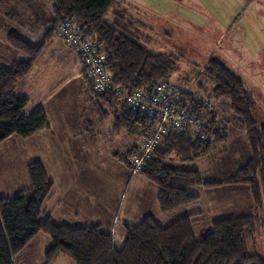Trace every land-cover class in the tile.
<instances>
[{
	"label": "trees",
	"instance_id": "1",
	"mask_svg": "<svg viewBox=\"0 0 264 264\" xmlns=\"http://www.w3.org/2000/svg\"><path fill=\"white\" fill-rule=\"evenodd\" d=\"M171 1L179 4L182 0ZM113 7V0H53L52 18L41 33L39 46H31L16 36L8 38L9 47L26 60L6 67L0 61V144L9 137L28 139L48 127L41 109L25 114L28 101L16 96L14 89L29 74L43 47L54 36L75 54L59 37L60 25L69 22L98 47L113 87L127 94L138 89L154 90L158 84L169 85L174 90L170 102L176 110L192 117L197 132L204 135V140L199 141L188 134L170 132L144 160L137 175L157 189L159 213L169 215L193 206L198 199L193 189L197 187L221 186L248 198L252 213L211 223L198 217H181L164 227L146 216L137 225L123 224L124 240L116 249L112 236L100 227H69L45 217L44 204L52 194L53 183L41 164L33 162L26 167L28 187L12 197H0V264H15L19 254L39 234L51 239L43 256L44 264H51L59 256L68 257L74 264H264V259L256 254L255 244L260 228L258 217L264 209V124L254 119L251 95L239 78L212 58L202 66L203 77L211 85L208 92L201 90L205 98L174 87L171 76L177 72L180 59L173 54L148 52L142 45L147 38L139 31L145 26L126 20L119 12L109 18ZM106 18H109L107 22ZM81 67L79 77L84 98L100 119L111 115L110 133L118 135L123 131L139 141L124 156H113L130 169L131 158L138 155L155 122L147 114L134 113L109 93L95 95L82 64ZM218 99L228 101L231 113L244 131L249 160L232 176L212 182L202 180L196 164L211 160L217 149L219 155L225 152L224 128L207 102ZM205 102L208 106H204ZM130 175L133 178L131 172ZM200 225L206 230L197 235L196 228Z\"/></svg>",
	"mask_w": 264,
	"mask_h": 264
},
{
	"label": "rangeland",
	"instance_id": "2",
	"mask_svg": "<svg viewBox=\"0 0 264 264\" xmlns=\"http://www.w3.org/2000/svg\"><path fill=\"white\" fill-rule=\"evenodd\" d=\"M113 1L114 7L108 17L119 12L126 20L138 21L144 25L139 31L147 38L142 45L148 52L173 54L180 59L177 72L171 76L174 87L205 98V93L201 90L208 92L211 85L203 77L202 66L212 58L242 81L254 102V119L259 124H264V0L251 3L242 0H182L179 4L171 0ZM52 2L53 0H0L1 59L7 60L5 53L11 51L15 59L11 57L10 61L16 60L12 65L18 64L16 57L21 56L26 60L24 55L7 44L8 38L12 36L21 37L31 46H39L41 33L52 18ZM109 18L105 19L106 22ZM56 44L63 48L67 57L64 58V66L57 63L55 58H50V64L55 65L49 72L48 79L52 77L57 82L59 77L64 76V80L70 81L68 85L64 83L61 92L55 93L60 92L49 106L58 104L59 101L56 100L62 96L69 97L61 106L69 114L64 119V133L59 137L64 148L62 153H73V158L59 160L57 177L64 174L66 179L62 182L57 180V195L52 201V190L51 196L46 200L52 202L48 204L45 217L50 216L54 223L69 227H100L114 238V246L119 249L124 240L123 224L137 225L146 216L152 217L164 227L181 217H198L200 221L211 223L219 219L251 215L250 200L231 193L227 186L216 189L197 187L193 189V194L198 197L193 206L161 215L156 203L157 189L137 174L132 178L129 167L125 168L113 157L124 156L126 150L139 144V141L126 136L123 131L118 135L110 133L111 115L100 119L92 104L85 98L83 102L78 67L75 66L72 52L54 36L49 46H46L44 55L48 53L49 47L55 48ZM12 65L9 62L1 66ZM61 66L64 68L62 74H54ZM74 75L79 77L78 81L72 80ZM207 102L224 128L225 152L219 155L217 149L212 153L211 160L198 162L196 166L202 180L222 181L232 176L249 160V152L244 131L231 113L228 101L218 99ZM49 116L51 118L50 113ZM35 140L37 139L31 142L9 137L0 144V197H12L28 187L26 167L38 162L34 160L42 162L43 165L39 163L44 172L48 171L44 148L47 146L46 142L32 144ZM31 152L35 159L30 157ZM64 185H67L65 188L69 193L74 191L71 199L65 198ZM59 201L62 202L60 207L56 205ZM88 201L97 204V207L99 204L100 210L92 215V210L87 206ZM107 208H117L113 219L109 218V211H104ZM73 213L78 215L75 217ZM258 225L260 228L255 237L256 254L264 259V209L259 214ZM205 230L200 225L196 228V234L200 235ZM30 242L33 244L19 254L15 264H44L43 256L51 245V239L39 234ZM48 243L49 247H46ZM57 258L61 259L60 262ZM57 258L51 264H74L66 256Z\"/></svg>",
	"mask_w": 264,
	"mask_h": 264
},
{
	"label": "built area",
	"instance_id": "3",
	"mask_svg": "<svg viewBox=\"0 0 264 264\" xmlns=\"http://www.w3.org/2000/svg\"><path fill=\"white\" fill-rule=\"evenodd\" d=\"M59 37L79 57L95 95L109 93L114 100L128 105L134 113L147 114L155 122L154 128L141 143L138 155L131 158V174L135 175L141 170L152 149L170 132L188 134L199 141L204 140V135L198 133L194 127V119L176 110L173 102H170L174 92L172 87L158 84L154 90L138 89L125 94L123 90L111 85V77L105 69V60L98 47L88 37H82L74 24L65 22L60 25ZM204 106H208V103L205 102Z\"/></svg>",
	"mask_w": 264,
	"mask_h": 264
},
{
	"label": "crops",
	"instance_id": "4",
	"mask_svg": "<svg viewBox=\"0 0 264 264\" xmlns=\"http://www.w3.org/2000/svg\"><path fill=\"white\" fill-rule=\"evenodd\" d=\"M50 42H48L43 47L39 57L34 62L29 74L23 80H21L20 82H18L16 84L15 89H14V94L16 96H20V97L27 99L28 105H27V108L25 110L26 115H29L35 109H41L47 118L48 127L45 130L39 132L38 134H36V135H34L28 139H25V140H30L32 142V140H34L36 138L37 140H35L32 144H34L35 142H40V141H42L43 143L46 142L47 146H44V148H45L46 156H47L46 161H47L48 171L45 170L46 171L45 173H46V176L49 178V180H51L53 182V197H52L53 199L51 198V200L53 201L57 195V191L55 189V188H57V184H56L57 180L62 182L63 179H66V176L64 174L59 175L57 177L58 171H59V166H60L59 160L61 158H62V160L66 159V158H73V153H69V154H65V152L62 153L64 148L62 145L61 138L59 137L60 135H62L64 133V127H63V126H65V124H64L65 120L64 119H65V116L66 115L68 116V114H69L68 111L66 110V112H65V110H63V107H61V106H63L64 101L66 102L69 97L68 96H62V98L56 100V101H59L58 104H55L53 106H49V103L52 102L54 100V98L57 95H59V93L61 92L60 89L64 85V83H66L68 85L69 81H70L69 79L64 80L63 79L64 76L62 78L59 77L57 82H54L52 80V77L48 79V75L50 74L49 72L53 69V67L55 65V64H50L51 63L50 58H55L57 60V63H59V64L61 63L64 66V64H65L64 58L67 57V54L60 45L56 44L55 48L53 46L49 47L48 53L46 55H44L45 54L44 50H45L47 45L49 46ZM60 43L62 44L61 41H60ZM72 54L75 56L73 59H74L75 66L78 67V69H77L78 74L77 75L79 76V73H80L82 67H81V64H80L77 56L73 52H72ZM5 55L7 56L8 61L6 59L4 60V59L0 58V61L2 64H7V63L11 62V65H12L15 63V61H16V60H14L15 55H13L11 53V51H8V53H5ZM11 57H14V59H12V61H10ZM16 59H17L18 63L25 61L24 59L21 58V56L18 58L16 57ZM63 66L59 67L60 68L59 70L61 72L59 70H57V71H55L54 74L60 76L64 70ZM77 75H74L72 77V80L78 81L79 77ZM81 86H83V85L81 84ZM82 90H83V87H82ZM57 91H60V92L55 94ZM82 93H83V91H82ZM83 102H84V95H83ZM49 113L51 115V118L49 116ZM62 118H63V120H62ZM80 123H81V120H80ZM74 133H73V136L75 135ZM73 145H75V144H73ZM31 154H32V156H30V157L35 159L33 157L32 152H31ZM34 161L40 162L39 160H34ZM40 163L43 165L42 162H40ZM51 167H52V170H51ZM69 177H70V175H69ZM66 186L67 185L63 186V188L65 189V198L71 199L72 195L74 194V191L72 193H69L65 188ZM246 199H248V198H246ZM52 201H48V202H46V204H44L45 214L47 211L48 204H50ZM87 204H88L87 205L88 208L90 210H92V215L94 214L95 211L100 210L98 208L100 206L99 204H98V207H97V204L92 203V201L91 202L88 201ZM56 205L58 207H60V206H62V202L59 201ZM116 210H117V208H114V209L107 208L104 211H109L110 212V214H108L109 218L113 219L114 218L113 215L116 216ZM113 211H115V212H113ZM73 215L76 217L78 214L73 213ZM47 217L50 220H52V218L50 216H47ZM101 217L102 216H100V218ZM94 218H95L94 223H96V217H94ZM93 225H95V224H93ZM120 234H121V232H120ZM113 241H114V238H113ZM32 242H30L27 245V247L30 248V246L33 244ZM119 244L120 243H118V245ZM114 245H116V244H114ZM46 247H49V243L47 244ZM56 260H58L60 262L61 259L57 258ZM62 261L64 262V259H62ZM27 263H30V262H27ZM64 264H66V263H64ZM69 264H71V263H69Z\"/></svg>",
	"mask_w": 264,
	"mask_h": 264
}]
</instances>
